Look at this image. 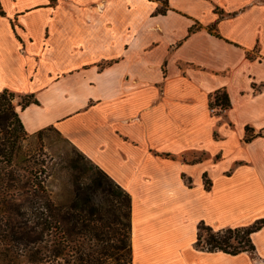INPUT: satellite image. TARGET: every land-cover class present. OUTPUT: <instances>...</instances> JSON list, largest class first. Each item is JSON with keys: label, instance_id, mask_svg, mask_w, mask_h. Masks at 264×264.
Wrapping results in <instances>:
<instances>
[{"label": "crops", "instance_id": "0c3cea01", "mask_svg": "<svg viewBox=\"0 0 264 264\" xmlns=\"http://www.w3.org/2000/svg\"><path fill=\"white\" fill-rule=\"evenodd\" d=\"M4 90L129 193L132 264H264V226L253 253L196 246L264 219V0H0Z\"/></svg>", "mask_w": 264, "mask_h": 264}, {"label": "trees", "instance_id": "16d2710c", "mask_svg": "<svg viewBox=\"0 0 264 264\" xmlns=\"http://www.w3.org/2000/svg\"><path fill=\"white\" fill-rule=\"evenodd\" d=\"M164 5H167V0L164 1ZM159 12H166V8L162 7ZM196 28L193 26L190 31H194ZM15 96L14 92L8 90L0 92V163L2 161L9 162L14 156V142L18 136L15 135L12 141L7 137L8 126L12 123V118H15L17 125L24 129L19 112H16L13 103ZM33 102H37V100L32 94H29L22 96L18 105L25 108ZM214 105L229 107L230 101L225 90L215 92L210 102L211 107ZM247 133L246 140L249 141L252 138L249 128H247ZM3 169L0 168L1 177H13V172L3 171ZM111 179L108 177L106 180L110 183L100 182L99 186L107 194L115 196L119 209L127 207V205L131 209L129 193L126 190L125 192L119 184H116L119 190L114 192L112 185L115 181ZM205 183L207 187H210L211 182L208 179H205ZM87 188L89 191L86 196L77 192L73 203L68 206L69 217L63 215L60 210L57 211L51 202L44 199L43 194L40 196V201L32 202L29 206L23 204L9 208V214L0 220V241L25 247L23 251L12 257L18 260L20 257H25L29 264H54V262L62 264L59 262V258L69 247L71 237L73 235L85 236L86 232L91 238L103 240L104 245L97 250V255L93 258L82 257L73 264H132L131 233L130 250H125L127 234L124 229L118 228L121 220L119 218L115 220L116 228H112L110 222L97 224L92 212L88 210V205L92 203L93 199L91 194L93 188L91 185H88ZM5 191L7 190L5 189ZM121 196H124L123 199ZM263 226L264 219H259L249 226L221 229H214L201 221L198 224L196 246L202 250H220L232 255L246 251L253 253L256 247L252 240V234ZM55 229H59L60 232L53 234L56 232ZM203 231L206 232V236L203 235ZM41 241L50 244L43 247L37 246Z\"/></svg>", "mask_w": 264, "mask_h": 264}, {"label": "rangeland", "instance_id": "374dc122", "mask_svg": "<svg viewBox=\"0 0 264 264\" xmlns=\"http://www.w3.org/2000/svg\"><path fill=\"white\" fill-rule=\"evenodd\" d=\"M15 95L13 103L17 112L20 107L18 102L24 95L18 93ZM15 135L18 138L14 142L12 160L0 163V168H4L3 171L13 172L12 178L0 175V220L6 218L10 212L9 208L23 204L29 206L32 202L40 201L42 194L57 211L60 210L63 215L69 217L67 208L73 203L77 192L86 196L89 191L87 186L91 185L93 199L88 205V210L92 212L97 224L110 222L112 228L117 227L114 222L119 218L121 224L118 228L124 229L127 234L125 250H130L129 205L119 209L115 196L107 194L99 186L100 182L107 184L108 177L109 179L111 177L87 159L54 128L29 134L17 125L15 118H12L7 137L12 141ZM116 184L114 182L112 185L114 192L119 190ZM121 197L123 199L124 196ZM55 231L53 234L60 232L59 229ZM203 235L206 236L205 231ZM49 244V242L41 241L37 246L43 247ZM103 245V240L91 238L86 232L85 236L73 235L69 247L59 258V262L73 264L82 257L93 258ZM24 249L23 245L6 244L0 241V264H29L25 257H20L19 260L12 257ZM54 264L57 263L54 262Z\"/></svg>", "mask_w": 264, "mask_h": 264}, {"label": "built area", "instance_id": "2783aa9c", "mask_svg": "<svg viewBox=\"0 0 264 264\" xmlns=\"http://www.w3.org/2000/svg\"><path fill=\"white\" fill-rule=\"evenodd\" d=\"M227 108L226 107H223L221 105H214L211 107V112H216V111H220V112H224Z\"/></svg>", "mask_w": 264, "mask_h": 264}]
</instances>
